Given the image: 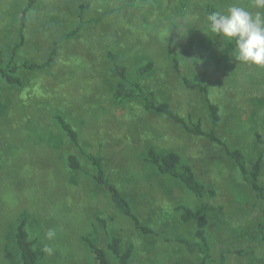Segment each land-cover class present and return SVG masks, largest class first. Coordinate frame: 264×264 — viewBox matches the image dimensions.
Instances as JSON below:
<instances>
[{
  "label": "rangeland",
  "instance_id": "rangeland-1",
  "mask_svg": "<svg viewBox=\"0 0 264 264\" xmlns=\"http://www.w3.org/2000/svg\"><path fill=\"white\" fill-rule=\"evenodd\" d=\"M252 5L253 0H0V66H15L22 81L17 88L0 76V264H20L14 229L23 220L37 264H95L86 237L112 264L117 263L106 248L110 237L121 239L123 253L133 248L128 264H199L194 247L181 244L194 240L195 227L181 221L179 205L209 207L210 264L222 253L226 264H246L251 253L264 256L257 232L264 202L223 148L145 109L146 101L166 102L187 123L200 121L210 133L204 95L182 79L201 83L218 108L216 137L241 150L248 167L262 155L264 183V68L235 61L232 51L223 60L228 44L206 22L213 11H255ZM171 33L177 69L167 56ZM52 51V64L42 68ZM115 63L126 68L128 82L138 83L139 98H113L118 83L129 87L110 77ZM148 63L151 69L140 73ZM56 116L71 125L79 148ZM150 146L180 155L214 196L197 200L180 182L145 165ZM81 150L101 158L104 177L153 234L137 229L111 203ZM70 155L79 170L69 167ZM50 228L57 233L52 241L45 238ZM44 245L54 253L45 254Z\"/></svg>",
  "mask_w": 264,
  "mask_h": 264
},
{
  "label": "trees",
  "instance_id": "trees-1",
  "mask_svg": "<svg viewBox=\"0 0 264 264\" xmlns=\"http://www.w3.org/2000/svg\"><path fill=\"white\" fill-rule=\"evenodd\" d=\"M33 1V0H31ZM30 6V5H29ZM22 13V18L26 16V12L30 9V7ZM79 20L83 21L85 6H80L79 10ZM24 20L22 25H20V32H22ZM79 29L76 28L73 34H78ZM21 41L23 40V36L20 35ZM17 48V47H16ZM232 46L228 45L222 58L223 60L228 59V56L231 53ZM56 51H52V53L48 56L42 68L48 67L53 62V57L55 56ZM173 54V34L171 33L170 41L167 44V56L171 58L173 62V66L175 69L178 68V63ZM152 63H148L145 67L140 69V73L144 74L148 72L152 65ZM15 66L11 68L1 67L0 66V76L5 80L8 85L15 86L17 88L22 87V81L19 77H16L15 74ZM29 68H37L33 66H29ZM109 75L112 79H120L124 82H127L129 87L124 83H118L114 89L112 94L114 99L118 100H128L137 98L141 96V89L136 82H128L126 76V68L119 64H113L110 68ZM183 83L186 87L190 88L193 91H199L204 95V100L206 102L209 119L211 121L212 130L210 133H206L201 128L200 121L195 124L187 123L182 117L178 114L174 113L168 103H159L155 104L153 101L145 102V109L147 111H153L162 116L169 117L173 120V122L180 124L187 133H190L194 136H205L211 141H214L220 147L223 148L225 155L234 162L236 167L239 169L242 180L250 187V189L255 194L256 198L260 201L264 202V183H260V173H261V159L262 155H259L255 160L252 166L248 167L246 163V158L241 150L239 149H230L226 146V144L215 135V129L220 120L218 114V108L215 106L210 100H208L207 96V88L200 84L199 82L189 83L185 78L182 79ZM139 91L138 94L136 92ZM150 97L154 98V93H150ZM139 98V97H138ZM55 122L60 127V129L65 133V135L69 138L72 144L79 148V140L76 132L73 130L70 124H68L61 116L55 117ZM81 153L87 158V160L94 165L96 168V174L94 176V180L98 185H100L108 194L111 203L129 220L133 222L135 227L141 230L143 233L153 234L154 232L147 227L141 225L140 220L135 215L132 209L131 203L120 193V191L104 177L103 174V164L101 158L92 156L89 154H85L83 150ZM69 167L72 170H79V163L77 162L75 156H68ZM143 162L145 165L154 169L158 174L163 175L165 177L174 179L180 182L186 189H188L197 200H202L207 197H213V191H206L205 186L197 179L193 167L186 162L180 155H178L174 151H161L157 150L155 147L150 146L145 156L143 157ZM209 209L208 206H202L198 209H191L184 205H179L175 207V211L180 215V219L183 223H194V240H181V244L194 247V250L200 255L199 264H210L211 259V244L209 243L208 237L206 236V229L209 224L208 219L206 217V211ZM257 232L261 236V240L264 241V207L261 213V222L257 224ZM84 241L87 243L88 248L90 250V254L95 264H112L108 258L106 252L99 248L97 245L93 244L88 237L84 238ZM14 243L16 250L18 252L20 258V264H37L38 263V254L33 248V243L29 239V234L26 230V221L23 220L19 224L15 226L14 229ZM106 248L108 250L109 255L115 260L117 264H128L129 260L132 256L133 248L130 246L124 253L121 251V239L119 237H110L107 238ZM237 253L246 256V254L242 251H238ZM226 257L222 253L219 256V259L216 264H226ZM246 264H264V256H256L251 253L247 257Z\"/></svg>",
  "mask_w": 264,
  "mask_h": 264
},
{
  "label": "clouds",
  "instance_id": "clouds-1",
  "mask_svg": "<svg viewBox=\"0 0 264 264\" xmlns=\"http://www.w3.org/2000/svg\"><path fill=\"white\" fill-rule=\"evenodd\" d=\"M255 11L231 6L225 12L213 11L206 16L208 31L232 46L235 61L264 68V0H253ZM56 230L48 229L45 238L52 241ZM42 251L52 255L54 249L44 245Z\"/></svg>",
  "mask_w": 264,
  "mask_h": 264
},
{
  "label": "crops",
  "instance_id": "crops-1",
  "mask_svg": "<svg viewBox=\"0 0 264 264\" xmlns=\"http://www.w3.org/2000/svg\"><path fill=\"white\" fill-rule=\"evenodd\" d=\"M201 84V83H200ZM229 159V158H228ZM231 161V160H230ZM231 162H233V161H231ZM191 165V164H190ZM192 166V165H191ZM193 167V166H192ZM193 170H194V168H193ZM194 173H195V175H196V172H195V170H194ZM196 177H197V175H196Z\"/></svg>",
  "mask_w": 264,
  "mask_h": 264
}]
</instances>
